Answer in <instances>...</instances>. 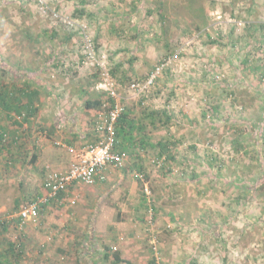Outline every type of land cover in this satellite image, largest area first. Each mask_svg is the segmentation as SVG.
<instances>
[{"label": "rangeland", "instance_id": "rangeland-1", "mask_svg": "<svg viewBox=\"0 0 264 264\" xmlns=\"http://www.w3.org/2000/svg\"><path fill=\"white\" fill-rule=\"evenodd\" d=\"M22 90L34 116L0 103V264H264V0H0V93ZM115 105L112 180L23 219Z\"/></svg>", "mask_w": 264, "mask_h": 264}, {"label": "built area", "instance_id": "built-area-1", "mask_svg": "<svg viewBox=\"0 0 264 264\" xmlns=\"http://www.w3.org/2000/svg\"><path fill=\"white\" fill-rule=\"evenodd\" d=\"M124 107L115 105L108 112L106 124L101 127L104 132L98 141L81 150L75 163L66 171L51 175L47 180V195L31 200L21 210L23 219L36 218L42 205L56 199L61 192L68 193L76 184H94L97 177L109 166L120 167L126 160V154L118 149L119 136L117 124ZM103 177V176H102ZM73 202H75L73 200Z\"/></svg>", "mask_w": 264, "mask_h": 264}, {"label": "crops", "instance_id": "crops-1", "mask_svg": "<svg viewBox=\"0 0 264 264\" xmlns=\"http://www.w3.org/2000/svg\"><path fill=\"white\" fill-rule=\"evenodd\" d=\"M51 126V125H50ZM59 128H60V125H52L51 126V129L52 130H55L57 133H58V131H60L59 130ZM51 129H50V133H49V135H48V133L46 132V130H43L42 132H41V136L42 137H40L39 135H38V137H37V141L39 140V139H41L42 140V143H43V146H42V148L41 147H39L38 149H37V145L35 146V149H37L39 152H40V154H42L44 151H46V149H48L49 148V137H50V135H52V132H51ZM80 130H82V131H84V132H82V131H80ZM80 130L79 129H77V132L76 131H72V132H74L75 134L74 135H76V139H74V143L76 144V147H80V146H82L83 144H85V142L87 141V140H89L90 138V133L89 134H87V133H85V132H89L88 130H91V128L90 129H85V128H80ZM93 132H95L94 131V129H93V131H92V133L91 134H94ZM73 134V133H72ZM57 135V134H56ZM17 138V137H16ZM59 143H60V141H59ZM70 144V143H69ZM71 145V144H70ZM65 148H67V150L69 151V147H66L65 146ZM71 150H73V149H71ZM65 154V155H67V157H68V159L67 160H65L64 159V161L63 160H61L59 157L60 156H56L57 154H59V155H61V154ZM79 153V152H78ZM78 153L76 154V156H74L75 158H70V154H68V153H64V152H62V151H60L59 149H58V151L55 153V159H53V160H51V161H49V162H47L48 164H51V165H48L49 167L47 168V171H46V175H49L51 172H54V171H60V170H63V169H65V168H67L69 165H68V163L70 162V160H71V163H70V165L71 164H73L75 161H76V158H77V155H78ZM35 155H33V156H36V160H37V158H39V156L37 155L38 154V152H36V153H34ZM56 159H58V160H56ZM68 165V166H67ZM110 167H114V166H109V167H107L103 172H102V176L100 175L99 177H97V179H96V182H95V185H97V187L102 183L103 184V182H104V180H106V179H108V180H112V178H110V172L111 171H113V169H111ZM52 168V169H51ZM115 168V167H114ZM109 170V171H108ZM50 176H51V174H50ZM107 176V177H106ZM77 186H80L81 185V187L83 186V185H85V184H76ZM76 186V187H77ZM83 188V187H82ZM85 188V187H84ZM77 190H74V191H72V195H76V194H81V193H79V192H76ZM106 206H108V205H106V204H104L103 205V208L104 207H106ZM44 207V206H43ZM106 213V212H105ZM101 217L103 218V219H106V217H105V214L103 213V214H101Z\"/></svg>", "mask_w": 264, "mask_h": 264}, {"label": "trees", "instance_id": "trees-1", "mask_svg": "<svg viewBox=\"0 0 264 264\" xmlns=\"http://www.w3.org/2000/svg\"><path fill=\"white\" fill-rule=\"evenodd\" d=\"M20 94H22L24 96L26 95V97H28V101L26 103H22L19 96H15V98H14L15 101L10 103V102H8V100L5 97V96H7V93H3V92L0 93V103L3 104L6 107V109L12 110V111L14 110L18 114L22 115L23 113L26 112L24 117L27 120L29 118V116H34L37 112L38 108L33 105L34 98L37 95V91L25 92V90H22L20 92ZM20 103H22V104H20ZM126 128L131 129L132 127H131V122H129V120H128L127 113L124 112L123 114H121V116L118 120V124H117L118 136L120 134H123L127 130ZM0 138H3L2 134L0 135ZM33 161L34 162L36 161V156H33ZM59 195L63 196L64 193L61 192ZM38 198H40V197L37 196V198H34L33 200H36ZM44 205H42V206H44ZM13 249H14V247L11 244V250H13ZM106 257H107V255H106ZM116 261L117 262L122 261L119 253L116 254Z\"/></svg>", "mask_w": 264, "mask_h": 264}]
</instances>
